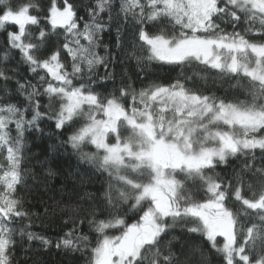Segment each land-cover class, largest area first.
<instances>
[{
  "label": "snow or ice",
  "instance_id": "obj_1",
  "mask_svg": "<svg viewBox=\"0 0 264 264\" xmlns=\"http://www.w3.org/2000/svg\"><path fill=\"white\" fill-rule=\"evenodd\" d=\"M86 11L87 20L70 0H48L44 8L36 0H0V29L17 28L0 52V264H19L16 249L25 239L24 259L34 241L53 246L31 229L55 210L30 212L18 192L35 175L23 166L26 134L54 135L41 127L44 120L67 132L50 150L71 149L81 186L83 165L89 182L107 177L98 194L84 191L65 206L69 227L57 249L80 252L85 264H187L172 247L179 228L206 241L220 264H264V167H254L264 161V0H118V7L117 0H95ZM113 25L115 51L103 39ZM14 50L33 80L3 67ZM129 60L139 71L158 63L181 72L169 84L137 90L129 78L104 90L116 82L115 66ZM196 67L217 73L213 83H236L222 96L188 87L194 77L209 80ZM9 81L22 103L8 100ZM222 166L232 172H217Z\"/></svg>",
  "mask_w": 264,
  "mask_h": 264
},
{
  "label": "trees",
  "instance_id": "obj_2",
  "mask_svg": "<svg viewBox=\"0 0 264 264\" xmlns=\"http://www.w3.org/2000/svg\"><path fill=\"white\" fill-rule=\"evenodd\" d=\"M13 3H23L25 0H12ZM40 4L41 8L46 7L48 0H36ZM70 2L76 5L78 10V15L83 16L85 20L88 19L87 8L93 6L95 0H70ZM118 7V0H117ZM227 31H232L230 25H222ZM114 28L111 32L104 33V42L108 43L112 51H115V35ZM127 28L126 40H131L132 29ZM16 27H8L5 29H0V52H3L5 48L8 47V31H16ZM62 43V39L60 40ZM56 46V37L52 38L50 42V47L52 50ZM126 46L130 48V43H126ZM101 55H104L103 48L98 49ZM45 53L44 55H47ZM62 57L64 54L62 53ZM119 59V57H118ZM67 62V60H66ZM3 67L7 69H16L19 73L18 78L24 80L25 78L33 80V77L29 74L28 66L23 64L21 61V55L18 50L12 52V58ZM126 70V75H125ZM196 71L200 72L201 75H207L209 80L207 83L193 78L192 83H188V87L203 89L205 93L215 91L217 95H224L225 90L228 89L230 84H235V79L228 80L227 78L216 79L215 83L212 81V77H216L217 73L208 72L205 69L196 67ZM181 69L179 67H173L164 64L152 63L144 71H139L135 60H129L126 64H117L115 66V77L116 82L113 84L111 81L108 82L104 90H111L114 87H119L121 84V79H123L124 84L128 83L129 78L133 86L139 90L145 87L149 82H157L162 84L172 83L180 74ZM98 75L103 76L105 70L101 66L97 70ZM11 74V72H9ZM185 74L192 75V68H186ZM3 81H0V85ZM8 88L13 93L8 97V100L14 103H22L21 98L15 94L16 85L14 82L9 81ZM239 94L233 93L231 90L228 91V95ZM3 92L0 91V97H3ZM244 97L241 95V99ZM3 102H8L4 100ZM42 105L48 103L47 99L41 100ZM44 110L43 108L41 109ZM41 127L46 133L52 132L54 135L49 137L47 135H41L35 131L26 134L28 139V148L26 150L27 160L23 165L26 168H30L35 173L34 176H29L26 180L25 187L18 186L19 194L24 198V207L30 212H39L43 216L44 207H49L50 212L54 209V213L50 214L42 220H37L32 227V231L45 235L53 240V246L44 250L38 242L34 241L31 244V249L26 253L28 259H24L25 252L24 249L28 248L29 242L25 239L21 242V246L16 249V256L20 258L19 264H85V257L80 252H71L63 248L57 249L55 247V241L57 238L64 235L67 231L69 225H65L63 221L67 219L68 208L65 206H72L78 202L79 195L84 191H88L94 194H98L103 189L100 184L103 180L107 179L106 175L101 176L100 174L92 175L91 182L88 181L87 176L91 175L85 170L89 168L88 165H83L80 168V172L85 175L86 187L81 186L79 183L80 177L73 175L76 171V156L71 152V149L60 148L55 155L52 154L50 150V145L56 143V136L60 139H66L67 132L61 135L54 128V123L51 120H44L41 123ZM86 151L90 150L85 149ZM3 155L6 153H0V160H2ZM259 156V152H257ZM238 167V166H237ZM255 168L264 167V161L256 160L254 162ZM51 168L54 172V176H47L45 174V169ZM222 175L225 173H231L232 168L220 167L216 169ZM229 178L228 176L225 177ZM244 195L251 198V194L247 191ZM233 210L240 207L238 203H233L230 205ZM64 212H61V209ZM250 211V210H249ZM82 231L87 233L88 228L84 226ZM176 237H179L178 241H174L172 244L173 250L181 253L182 259L186 258L187 264H201L204 257H207V264H220L219 256L210 249V246L203 239L195 236L194 234H184L179 228L174 232Z\"/></svg>",
  "mask_w": 264,
  "mask_h": 264
},
{
  "label": "rangeland",
  "instance_id": "obj_3",
  "mask_svg": "<svg viewBox=\"0 0 264 264\" xmlns=\"http://www.w3.org/2000/svg\"><path fill=\"white\" fill-rule=\"evenodd\" d=\"M90 149H92V147H90V146L87 147V150H90ZM90 151H92V150H90ZM217 239H218V242H222V238L218 237Z\"/></svg>",
  "mask_w": 264,
  "mask_h": 264
}]
</instances>
